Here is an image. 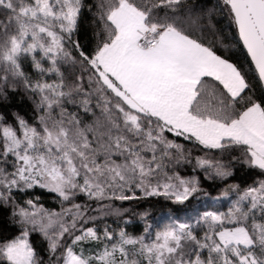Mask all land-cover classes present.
<instances>
[{
    "label": "snow or ice",
    "instance_id": "snow-or-ice-1",
    "mask_svg": "<svg viewBox=\"0 0 264 264\" xmlns=\"http://www.w3.org/2000/svg\"><path fill=\"white\" fill-rule=\"evenodd\" d=\"M0 264H264V0H0Z\"/></svg>",
    "mask_w": 264,
    "mask_h": 264
},
{
    "label": "trees",
    "instance_id": "trees-1",
    "mask_svg": "<svg viewBox=\"0 0 264 264\" xmlns=\"http://www.w3.org/2000/svg\"><path fill=\"white\" fill-rule=\"evenodd\" d=\"M202 2L209 4V6H210L212 3H215L216 0H202ZM38 191H40V190H38ZM216 194H218V193H216ZM41 203H43L46 208L59 210V205L57 204L56 200L53 199V197L51 195H47V194L42 195L41 196ZM217 206H219V205H217ZM160 213H161V207H160V205H157L156 208L153 209V215L156 217H159Z\"/></svg>",
    "mask_w": 264,
    "mask_h": 264
}]
</instances>
